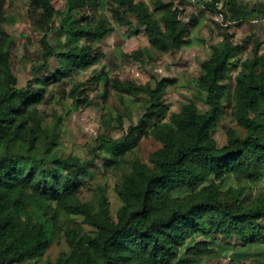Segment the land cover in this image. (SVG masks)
<instances>
[{
    "label": "trees",
    "instance_id": "trees-1",
    "mask_svg": "<svg viewBox=\"0 0 264 264\" xmlns=\"http://www.w3.org/2000/svg\"><path fill=\"white\" fill-rule=\"evenodd\" d=\"M7 0H0V17ZM42 11L43 67L49 68L55 57L57 70L50 79L59 80L77 70L100 62L94 48L112 30L107 19L90 18L86 9L97 0H67L66 10L58 12L54 0H28ZM217 2L207 6L217 9ZM114 18L128 26L130 36L146 34L150 46L168 53L191 42V24L179 16L175 1L156 0L152 8L144 0H108ZM224 19L238 23L264 15V2L244 8L226 2ZM59 13V29L68 48L57 51L50 43L54 16ZM16 41L0 22V264H24L42 255L52 244L55 218L50 211L63 208L81 214L96 229V234L72 231L68 234L70 253L50 264H200L213 251L211 235L238 237L244 245L264 243V199L257 206H246L233 187L223 190L221 182L233 176L237 180L264 179V57L252 61L262 66L237 76V118L246 135L230 133L228 143L218 146L212 135L223 117L224 81L228 77L237 45L229 38L213 47L211 58L202 64L198 83L205 93L206 111L196 103L185 104L171 122H162L168 110L166 88L175 79L162 78L155 86L118 81L114 87L130 95L147 94L149 105L137 124L128 128L121 140L100 136L99 149L107 156L125 153L150 131L163 146L153 152L150 164L137 161L117 186L122 206L115 221L104 192L98 205L82 202L78 194L82 178H91L97 166L98 151L90 159L77 155H58L56 128L45 122L39 105L44 91L34 89L33 80L18 86L13 73L11 50ZM137 59L152 57L150 48L134 52ZM254 67V68H255ZM37 76L36 69L34 77ZM91 80L111 83L101 70ZM73 110L89 103L86 89H72ZM154 117L157 122L151 130ZM199 238V239H198Z\"/></svg>",
    "mask_w": 264,
    "mask_h": 264
},
{
    "label": "rangeland",
    "instance_id": "rangeland-1",
    "mask_svg": "<svg viewBox=\"0 0 264 264\" xmlns=\"http://www.w3.org/2000/svg\"><path fill=\"white\" fill-rule=\"evenodd\" d=\"M66 1L54 0L55 9L58 12L65 11ZM97 1V5L86 9L87 14L93 20L106 18L107 25L112 28L101 42L94 44L102 58L99 63L59 80L50 79L58 67L55 57L50 59L49 68L43 67V33L38 23L42 14L40 9L31 8L28 0H7L0 22L16 41L11 57L18 86L24 87L32 79L34 89L44 91L45 98L39 109L46 124L57 129V154L90 159L95 150L99 153L93 176L81 179L78 198L82 202L98 205L100 194L104 192L109 201L111 216L116 221L117 212L123 204L117 186L137 161L150 164V155L163 144L150 131L125 153L107 156L104 150L99 149L100 136L121 140L128 133L129 126L137 124L144 116L149 105L147 94L130 95L116 89L114 84L121 81L155 86L156 81L162 78L175 79L164 94V101L169 108L162 122H171L173 116L181 113L185 104L190 102L196 103L201 111H206L208 105L204 100L205 93L198 83V78L203 74L202 64L211 58L215 45L229 38L237 45V49L224 81L223 117L212 135L220 147L228 143L230 133L246 135V128L237 118V76L241 72L249 73L252 69H263L260 65L257 68L252 66V61L264 57V15L252 16L238 23L233 19H224L221 13L228 10L226 2L229 1L236 6L253 8L264 0H220L217 9L207 6V2L212 0H173L182 19L189 22L192 17H196V20L191 24V42L168 53L154 50L143 31L139 35L130 36L128 26L114 18L108 0ZM144 1L152 8L156 0ZM61 21L57 13L52 22L53 30L49 33L50 43L57 51H64L69 46L65 34L59 29ZM147 48L151 49L152 57L137 59L134 56L136 50ZM260 60L262 63L263 60ZM101 70L106 71L111 78L107 88L104 82L91 80ZM78 85L86 89L89 103L82 109L73 110L71 92ZM258 118L264 122V114ZM157 120L154 117L151 121V130ZM220 184L223 190L233 187L246 206H257L264 199V179L247 181L228 176ZM50 215H54L56 222L52 244L42 255L29 258L24 264L55 263L60 256L70 253L69 232L78 230L96 234V229L81 214L56 208L50 211ZM260 224L264 228V220ZM208 238L213 239L214 249L203 256L200 264H264V243L246 246L236 236L225 238L219 234Z\"/></svg>",
    "mask_w": 264,
    "mask_h": 264
},
{
    "label": "built area",
    "instance_id": "built-area-1",
    "mask_svg": "<svg viewBox=\"0 0 264 264\" xmlns=\"http://www.w3.org/2000/svg\"><path fill=\"white\" fill-rule=\"evenodd\" d=\"M220 2H217V5L219 4ZM221 15L223 16V14L221 13Z\"/></svg>",
    "mask_w": 264,
    "mask_h": 264
}]
</instances>
